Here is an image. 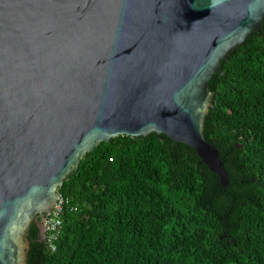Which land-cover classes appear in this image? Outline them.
<instances>
[{
  "label": "water",
  "instance_id": "obj_1",
  "mask_svg": "<svg viewBox=\"0 0 264 264\" xmlns=\"http://www.w3.org/2000/svg\"><path fill=\"white\" fill-rule=\"evenodd\" d=\"M263 20L264 0H0V264H26L63 181L118 136L185 145L224 190L207 84Z\"/></svg>",
  "mask_w": 264,
  "mask_h": 264
},
{
  "label": "trees",
  "instance_id": "obj_2",
  "mask_svg": "<svg viewBox=\"0 0 264 264\" xmlns=\"http://www.w3.org/2000/svg\"><path fill=\"white\" fill-rule=\"evenodd\" d=\"M207 85L224 190L185 145L115 137L63 181L55 250L33 224L26 264H264V20Z\"/></svg>",
  "mask_w": 264,
  "mask_h": 264
},
{
  "label": "built area",
  "instance_id": "obj_3",
  "mask_svg": "<svg viewBox=\"0 0 264 264\" xmlns=\"http://www.w3.org/2000/svg\"><path fill=\"white\" fill-rule=\"evenodd\" d=\"M68 201L65 197L58 194L56 202L50 213L46 216L43 223L42 242L50 251L55 250V243L58 239L61 229V214Z\"/></svg>",
  "mask_w": 264,
  "mask_h": 264
}]
</instances>
